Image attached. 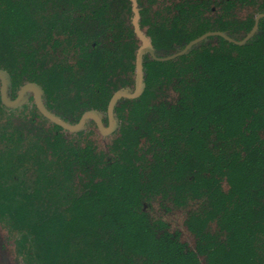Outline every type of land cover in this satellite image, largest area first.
I'll return each mask as SVG.
<instances>
[{
  "label": "trees",
  "instance_id": "1",
  "mask_svg": "<svg viewBox=\"0 0 264 264\" xmlns=\"http://www.w3.org/2000/svg\"><path fill=\"white\" fill-rule=\"evenodd\" d=\"M136 3L158 57L203 33ZM134 18L132 0H0L8 89L38 84L72 124L107 114L115 92L135 87ZM62 44L73 62L56 58ZM143 72L142 95L114 108L108 155L68 142L55 124L37 129L34 116L24 134L0 98V221L34 232L41 264H264V17L243 45L211 36L171 60L147 53ZM169 86L175 102L157 101ZM155 201H195L185 222L193 246L152 217Z\"/></svg>",
  "mask_w": 264,
  "mask_h": 264
},
{
  "label": "rangeland",
  "instance_id": "2",
  "mask_svg": "<svg viewBox=\"0 0 264 264\" xmlns=\"http://www.w3.org/2000/svg\"><path fill=\"white\" fill-rule=\"evenodd\" d=\"M177 4H179L180 9L176 6ZM144 5L152 15L154 13L157 14V19L161 23L167 24L174 16L180 17L178 24L193 34L202 31V34L210 32L208 28L215 27L214 23L216 20H222L224 24L223 33H226L234 40L242 41L243 38L249 35V20L253 17L255 18L261 12L260 10L264 9V0H144ZM146 30L147 27L142 29L144 33ZM140 45L141 42L139 41ZM51 48L59 60L74 61L76 51L71 46L62 44ZM181 49V45L174 44L172 52ZM18 92L19 90L12 91L8 89V96L10 99H15ZM157 96V101L172 103L175 102L177 92L169 86L159 92ZM7 108L14 112L11 125L20 128L24 134H32L29 131L27 132L28 120L32 116L36 118L35 125L37 129L46 130L47 128H52L53 123L45 117L44 119L39 113L34 95L31 92L25 95L21 105ZM105 116L106 114L103 113V117ZM59 132L68 142L73 144L77 143L83 146L87 142L92 141L98 152L107 155L110 153V145L117 135L116 131L109 135H103L91 121H89L82 132H70L65 129H60ZM75 172L76 175H79L80 169L77 165ZM162 204L159 201L152 202L150 209L152 217L155 220L164 222L169 229L178 231L182 241L188 242L190 246H193L194 237L185 226V222L188 212H191L196 207L195 201H191L188 207L183 208H178L169 202L165 203V201L164 205ZM147 208L149 207L147 206ZM20 231L22 234L17 231V235L15 227L7 226L0 221V264H41L43 254L39 239L31 230L22 228ZM18 238H21L23 242L22 250L16 245Z\"/></svg>",
  "mask_w": 264,
  "mask_h": 264
},
{
  "label": "water",
  "instance_id": "3",
  "mask_svg": "<svg viewBox=\"0 0 264 264\" xmlns=\"http://www.w3.org/2000/svg\"><path fill=\"white\" fill-rule=\"evenodd\" d=\"M133 2V10L135 14V18L133 20L134 29L136 32L137 37L139 38V41L141 42V45L137 51L136 54V78H135V87L133 90L125 88L118 90L114 93L112 96L109 105H108V120L109 124L108 126H105L102 121V114L95 110L86 111L80 118V120L75 123H69L56 115L54 112L50 111L43 101V90L41 87L36 83H27L25 86L21 87L17 97L15 99H10L8 96V86L10 83L9 77L7 72L0 70V80H1V87H0V96L2 103L7 107H17L23 103V100L25 98V95L28 92L33 93L35 104L39 112L50 122L53 124L61 127L62 129L68 130L70 132H79L80 130L84 129L85 125L90 121L94 120L97 124V127L99 131L103 135H109L113 133L117 129V119L114 117V108L116 104L121 99H135L142 95L144 91V81H143V57L145 54H150L154 59L156 60H171L176 57L182 56L186 53H188L194 46L198 45L202 40L207 39L211 35H219L224 37L225 39L232 41L238 45H243L248 38L253 36L255 32L257 31L258 21L261 17H264V13L259 15L256 19L257 24L254 26L253 30L249 33V35L242 41H237L229 37L226 33L223 32H209L206 34H203L199 38L192 40L189 42L183 49L179 51L172 52L171 54H168L167 56L158 57L156 56V50L154 49L151 40L146 34L142 31L140 25H139V12L137 8L136 0H132Z\"/></svg>",
  "mask_w": 264,
  "mask_h": 264
},
{
  "label": "flooded vegetation",
  "instance_id": "4",
  "mask_svg": "<svg viewBox=\"0 0 264 264\" xmlns=\"http://www.w3.org/2000/svg\"><path fill=\"white\" fill-rule=\"evenodd\" d=\"M137 7H138V4H137ZM261 14H263V13H260V12H259L258 15L255 17V20H256L257 17H258L259 15H261ZM261 18H262V17H261ZM261 18H260V19H261ZM260 19H259V20H260ZM214 25H215V27H213L212 30H210V32H223L224 24H223V21H222V20H219V19L216 20L215 23H214ZM254 26H255V25H254ZM253 28H254V27H253ZM253 28L250 29V32L253 30ZM142 29H143V28H142ZM257 31H258V26H257ZM257 31H256V32H257ZM250 32H248V34H249ZM256 32H255V34H256ZM207 33H209V32H207ZM204 34H206V33H204ZM248 34H247V35H248ZM255 34H254V35H255ZM202 35H203V34H202ZM202 35H200V36H202ZM254 35H253V36H254ZM200 36H198L197 38H199ZM211 36L216 37V36H219V35H211ZM211 36H209V37H211ZM253 36H251L250 38H248V40H247L245 43H247L248 41H250V40L252 39ZM209 37H208V38H209ZM246 37H247V36H246ZM197 38H195V39H197ZM195 39H194V40H195ZM244 39H245V38H243L242 40H244ZM190 42H191V41H190ZM245 43H244V44H245ZM186 45H187V44H186ZM186 45H185V46H186ZM0 81H1V80H0ZM0 87H1V86H0ZM0 98H1V96H0ZM12 100H13V99H12ZM39 113H40V112H39ZM40 114H41V113H40ZM41 115H42V114H41ZM42 116H43V115H42ZM43 117H44V116H43ZM105 117H106V120H107V121H106V124H105V122H104ZM105 117H103V114H102V121H103V124H104L105 126H108V124H109L108 113L106 114ZM114 117H115V115H114ZM115 118H116V117H115ZM93 121H94V120H93ZM94 122H95V121H94ZM51 123H52V122H51ZM117 123H118V120H117ZM87 124H88V123H87ZM95 125L97 126L96 122H95ZM85 127H86V125H85ZM85 127H84V128H85ZM82 130H83V129H82ZM82 130H80V131H82ZM80 131H79V132H80ZM115 131H116V130H115ZM149 209H151V208H149Z\"/></svg>",
  "mask_w": 264,
  "mask_h": 264
}]
</instances>
